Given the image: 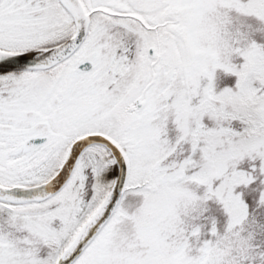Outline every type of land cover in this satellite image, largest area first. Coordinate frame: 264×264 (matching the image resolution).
I'll list each match as a JSON object with an SVG mask.
<instances>
[{"label":"snow or ice","instance_id":"6c2138e0","mask_svg":"<svg viewBox=\"0 0 264 264\" xmlns=\"http://www.w3.org/2000/svg\"><path fill=\"white\" fill-rule=\"evenodd\" d=\"M0 264H264V0H0Z\"/></svg>","mask_w":264,"mask_h":264}]
</instances>
